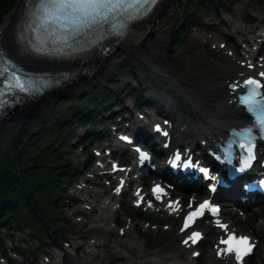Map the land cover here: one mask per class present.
Instances as JSON below:
<instances>
[{
    "label": "rangeland",
    "instance_id": "1",
    "mask_svg": "<svg viewBox=\"0 0 264 264\" xmlns=\"http://www.w3.org/2000/svg\"><path fill=\"white\" fill-rule=\"evenodd\" d=\"M17 1L1 17L0 26L7 16L15 12ZM182 1L175 0L164 25L160 45V59L164 60V66L174 69L178 75L185 73L192 76L191 82H199L206 76H211L212 66L240 68L247 56H250L249 62L260 64L264 69V46L258 36L261 30H264V0H215L212 6L191 8L189 21L182 26L180 37L175 38L178 40L176 41L171 33L181 22ZM205 36L209 45L203 44L206 41ZM0 37L3 41L7 39V36ZM252 47L256 48L254 53L258 51L255 56L251 55ZM91 77H83L82 83L72 89H59L40 98L34 103L38 104L35 110L9 118L0 126L1 167L12 160L18 170L29 168L34 152L38 148L43 149L44 143L51 142L49 135L54 132L55 135L64 136L63 139L58 138L62 143L55 145L54 150L41 158L40 162H47L46 164L55 169L63 168L65 175L57 180V184H46L41 180L38 188L34 189L32 194L36 197L33 195L32 198L38 201L36 208L39 211V222L28 217L24 206H18V229L11 227L10 231H6L0 227V264H8L5 258L10 259L11 264H71L74 259L87 261L88 264H106L107 259L97 262L93 261L92 257L104 252L101 245L107 241L117 248L118 255L124 259L119 261L114 255L112 259L116 261L113 264H174L171 260H165L172 256L178 261L176 264H209L210 256L215 251L214 243L220 242L222 237L216 224L206 221L197 224L196 228L202 232L203 239L201 244L192 248L197 257L195 261L190 259L188 252L179 254L177 248L188 233L178 234L180 215L168 214L162 203L150 200L148 188L154 176L133 181L118 193V179L122 177L124 182H128L131 176L125 177L123 171L113 173L110 169L111 163L118 160L120 163L117 167L120 169L125 157L120 156V152L114 153L113 156L110 154L112 130L108 128L114 129L112 122H117L121 115L108 117V114L118 109L122 112L124 109H131V123H134L135 113H143L142 101L147 96L157 110L162 99L155 98L154 84L163 85V82L140 76L138 70L130 63L103 71L93 79ZM137 78L142 82V87H139ZM100 85H107L115 98H109L103 109L97 108L96 102L85 101L83 108L94 106L96 111L105 109L103 113H98L88 121L91 123L87 125L88 128L74 123L73 126L67 125L70 131L63 134L59 131H66L65 126L57 131L52 127V119L66 117L73 107L79 105L81 98L88 96ZM137 94L143 95L142 98H138ZM116 97L117 101L112 103ZM118 103L122 106L117 108ZM147 112L149 115L146 119L154 117L152 110ZM176 112L182 115L187 111L184 105L179 103ZM27 115L31 116L26 118ZM101 117L103 118L99 121L98 118ZM131 123L128 124L129 128L133 124ZM43 124L48 130H43ZM124 125L121 123L117 127L123 129ZM89 129H94L95 133L103 137L94 138L88 133ZM84 133L86 137L81 138ZM16 138L19 141L15 144V149L12 144ZM194 152L197 153V150ZM124 153L131 155L127 150ZM87 161V166L84 167ZM33 178L39 180L38 176ZM138 185L144 190L140 206L135 205L134 190ZM174 197L179 198L183 209L192 202L187 198L182 200L177 191H173L167 199ZM200 197L202 196L197 197V200ZM73 198L76 201L67 207V203ZM103 203H107L109 208H104ZM150 205H153V208H150ZM101 218L108 221L101 222ZM221 219L231 223L233 231H241L240 233L258 239L251 262L245 261L242 264H264V206L259 209L252 208L243 217H231L223 211ZM12 222L16 221L8 220V223ZM42 227L49 229V236ZM116 234L119 236H115ZM96 236L99 241L95 245ZM79 237L86 238L83 254H75V248L82 245L76 240ZM98 243L101 245L97 246ZM129 245L134 248H129ZM15 250L19 255L14 254ZM21 251L35 252L36 260H30L33 258L30 253L21 256ZM105 254L111 257L112 252L109 249Z\"/></svg>",
    "mask_w": 264,
    "mask_h": 264
},
{
    "label": "bare ground",
    "instance_id": "2",
    "mask_svg": "<svg viewBox=\"0 0 264 264\" xmlns=\"http://www.w3.org/2000/svg\"><path fill=\"white\" fill-rule=\"evenodd\" d=\"M174 2L175 0H162L156 7L153 19H150L141 29H135L128 32L129 46L123 43L116 45L112 52L105 58L102 66L95 70L93 73L94 75L91 78L93 79L103 71L106 72L109 69L116 68L120 64L130 63L138 70L140 76L148 77L159 83L163 82V86H161L162 84L155 83L154 89L158 90L162 87V89L165 90L164 98H172L167 101L161 100V106L160 108H157L161 109L163 113L168 114L171 117V121L168 125V129L172 133L173 142L171 140V143L176 145V142H178L177 137L180 139L192 138L193 141L197 139L198 142L204 141V148L195 142L194 144L188 143V145L194 149L205 150L208 144L216 141L218 137L221 136L223 129H227L235 124L241 125L245 121L233 108L234 98L230 95V90L233 88L230 87V85L236 84L240 77L244 78L246 76H253L254 78L261 79L259 73L264 72V69L260 64L254 65L249 62L250 56H247L240 68H227L224 65L212 66V68H210L212 69L211 71H213L211 76H206L205 79L199 82H191L192 76H187L185 73L178 75L177 71L174 69L164 66V60L160 59V45L162 43L163 30H165L164 25L171 14ZM13 21L14 17L12 15L7 16L4 19L0 26V36H7L6 38L11 37ZM262 35L264 34H261L260 37ZM204 39L206 41L203 44L209 45L208 38L205 36ZM252 50L253 47L250 52H252ZM248 65H252V67H249ZM82 78L83 77H78L76 81L65 85L63 90L72 89V87L78 86L82 83ZM179 103L184 105L187 111L186 113H182V115L181 113L176 112V106ZM14 115H12V117ZM1 124H3V120L0 125ZM143 128L144 126H142V129ZM102 137L103 136H100V138ZM89 160H91V158ZM88 161L84 163V167L87 166ZM134 191L139 193L135 197V200L141 202L144 197V190L138 185L135 187ZM177 192L181 194L180 198L182 200L187 198L193 203L197 197L204 195L203 191L199 192L198 195L190 194L189 191H184L183 187H180ZM75 201L76 199H71L67 203V207L72 206ZM102 205H104V208H109L107 203H103ZM189 206L192 205L190 204ZM150 208H153V205H150ZM164 210L168 212L167 209L164 208ZM182 210L183 207L180 203L177 212L174 214L179 215ZM100 221L106 222L108 220L101 218ZM231 231L232 224L227 222L225 231L218 232L222 233L224 236ZM236 232L238 235L249 236L246 233H240L241 231ZM181 233L182 232H179L178 230V234ZM183 233L185 234L186 232ZM115 236H119V234H116ZM98 238L99 237L96 236L95 245L99 241ZM188 238L189 236H184L183 241L188 240V243L185 244L182 241V244L177 248V251H179V254L181 255L188 252L191 256L190 258L195 261L197 257H195V254L192 252V247ZM76 240L82 245L75 248V254H83L84 246L86 245V238L79 237ZM99 245L101 244L98 243L97 246ZM214 245L215 251L214 254L210 256L209 264H217V262L236 264L231 254L222 253V244L219 241L215 242ZM102 247H104L102 249L104 252L101 253V255H94L92 257L93 261L103 262L107 259L106 264H113L116 259L119 261L124 260L118 255L117 248L111 246L109 241L102 244L101 248ZM129 248L133 249L134 246L129 245ZM109 249L112 252L111 257L105 254L106 252H109ZM29 253V251L20 252L21 256ZM114 255L117 257L116 259H112ZM30 256L33 257L30 259L31 261L36 260L35 252L30 253ZM174 259L175 258L172 256L165 260L167 262H170L171 260L172 263L176 264L178 261ZM32 263L33 262H30L29 264ZM71 264H88V262L74 259L71 260Z\"/></svg>",
    "mask_w": 264,
    "mask_h": 264
},
{
    "label": "snow or ice",
    "instance_id": "3",
    "mask_svg": "<svg viewBox=\"0 0 264 264\" xmlns=\"http://www.w3.org/2000/svg\"><path fill=\"white\" fill-rule=\"evenodd\" d=\"M156 3L157 0H34L30 26L35 31L43 30L47 33L50 38L49 43L61 47H71L72 43L79 37L92 33H104V35L98 36L97 39L106 38L109 33L118 30V28L123 29L129 22L144 17ZM117 18L120 19L118 28L113 24V21ZM106 25L109 26L108 29L105 28ZM43 44L44 42L41 41V46L35 47L34 50L41 52ZM248 66L252 67V65ZM3 71L6 72L7 69L5 68ZM259 75L264 78V72L259 73ZM43 86L42 81L31 80L29 82L19 75L9 78L6 84V88L10 91L18 90L25 93L38 91ZM241 86L244 90L240 96L241 104L245 105L249 111L264 112V92L261 91L264 88V81L248 77L242 81V85H230L234 90ZM259 123L264 126V120H260ZM157 130H159V126H157ZM242 131L248 133V143L241 142L239 144V147L247 153V159L244 161V168H247L251 165V161L255 159L254 145L250 135L251 128ZM262 138H264V135H262ZM122 139L127 138L122 137ZM141 155L142 158H146V154L142 153ZM176 159L179 160V156ZM200 170L207 172V169ZM157 190L154 189V191ZM208 207V201H204L195 211L190 212L184 218L182 230L188 228L190 223L197 216L202 215L203 210ZM212 211H215V209H212ZM221 227L226 226L221 225ZM199 236L198 232H194L188 239L195 243ZM183 242L187 244L188 240ZM220 243L226 245L222 253H234L238 262L242 260L243 256L249 254L253 248L247 236H237L233 233H230L227 239L221 240Z\"/></svg>",
    "mask_w": 264,
    "mask_h": 264
},
{
    "label": "trees",
    "instance_id": "4",
    "mask_svg": "<svg viewBox=\"0 0 264 264\" xmlns=\"http://www.w3.org/2000/svg\"><path fill=\"white\" fill-rule=\"evenodd\" d=\"M16 0H0V19L1 17L8 12L14 5ZM215 3V0H183L181 6V22L174 27L173 39H177L180 37V28L186 25L189 21V13L191 12V8L195 7H206V5L212 6ZM177 27V28H176ZM175 39V40H176ZM136 79V78H134ZM138 81V80H137ZM139 87H142V84L139 83ZM115 98L113 94L109 91V87L107 85H100L96 87L93 92H91L88 96H84V98L80 99V106L73 107L66 117H60L54 120V124L52 127L57 131L59 128L65 126L66 131H59L60 133L67 134L70 131L67 125L73 126L74 123L78 125H84L91 118H95V114H98L96 111V107H102L104 103H107L110 99ZM85 101H89L91 103L96 102V107H85L82 105ZM45 107V105H44ZM86 119H88L86 121ZM43 130H48L46 125L43 124ZM55 137V138H54ZM60 137V138H59ZM64 136L57 134L55 135L52 132L49 135L50 141L48 143H44V148L36 150L34 152L33 157L31 158V164L29 168H22L21 170L17 169V166L10 160L7 161V165L1 167L0 165V227L3 230L10 231L11 227L18 229V206H24L25 211L28 217L36 222H39V211L36 208V200L32 198L35 194L34 189H37L39 186V181L43 180L46 184H57V180L59 178H63L64 170L63 168H54L46 164L47 162H40V159L46 157L49 153H51L55 145H59L62 142H59V139H63ZM59 138V139H58ZM18 138L13 140V147L16 149V145L18 143ZM38 176L39 180H35L33 177ZM65 176V175H64ZM34 181V182H33ZM36 197V196H35ZM12 219L16 222L8 223V220ZM20 222V221H19ZM46 235L49 236V229L42 227ZM8 264L10 263V259H6Z\"/></svg>",
    "mask_w": 264,
    "mask_h": 264
},
{
    "label": "water",
    "instance_id": "5",
    "mask_svg": "<svg viewBox=\"0 0 264 264\" xmlns=\"http://www.w3.org/2000/svg\"><path fill=\"white\" fill-rule=\"evenodd\" d=\"M129 44H130L129 42H126L125 45L129 46ZM238 92H240V91H238ZM37 105H38V104H30L29 107H28V110H26V111H29V110H30V111L35 110V109L37 108ZM31 115H32V114H31ZM31 115H27L26 118H29ZM0 123H1V121H0ZM1 125H2V124H1ZM1 125H0V126H1ZM248 262H251V258H249Z\"/></svg>",
    "mask_w": 264,
    "mask_h": 264
}]
</instances>
